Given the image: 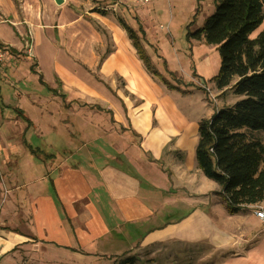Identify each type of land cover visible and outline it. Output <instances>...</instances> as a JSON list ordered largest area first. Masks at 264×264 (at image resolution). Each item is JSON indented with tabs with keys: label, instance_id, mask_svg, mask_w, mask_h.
<instances>
[{
	"label": "crops",
	"instance_id": "crops-1",
	"mask_svg": "<svg viewBox=\"0 0 264 264\" xmlns=\"http://www.w3.org/2000/svg\"><path fill=\"white\" fill-rule=\"evenodd\" d=\"M159 1L128 11L145 25ZM92 16L110 33L105 54L91 42L74 43L85 37L82 26L103 45L83 16H51L41 0H0V42L9 51L0 72V264H89L135 247L172 254L207 247L203 260L213 257L207 264H264V220L251 205L231 212L195 156L199 122L214 113L193 83L215 86L217 46L182 41L175 54L188 73L176 76L189 87L170 89L147 71L119 18L134 29L137 22ZM33 46L51 54L50 75ZM146 50L153 64L160 61L150 45ZM33 64L44 86L63 97L55 102L59 116L51 112L37 123L45 126L41 134L3 98L2 85L23 83L20 65L33 75ZM14 92L39 104L30 89Z\"/></svg>",
	"mask_w": 264,
	"mask_h": 264
},
{
	"label": "trees",
	"instance_id": "trees-1",
	"mask_svg": "<svg viewBox=\"0 0 264 264\" xmlns=\"http://www.w3.org/2000/svg\"><path fill=\"white\" fill-rule=\"evenodd\" d=\"M136 20L134 29L119 18L147 71L164 79L147 53L146 31ZM263 24L264 0H216L215 11L202 28L189 30L186 35L188 40H203L217 46L221 63L212 81L218 90L231 89L242 96L237 102L217 108L212 118L200 120L195 152L198 167L221 186L220 193L231 212L264 202V142L241 130H264ZM98 28L105 33L100 25ZM35 66H31V71L39 75L44 85ZM164 82L177 88L167 80ZM20 117L30 122L22 113ZM137 261L130 255L118 264Z\"/></svg>",
	"mask_w": 264,
	"mask_h": 264
},
{
	"label": "rangeland",
	"instance_id": "rangeland-1",
	"mask_svg": "<svg viewBox=\"0 0 264 264\" xmlns=\"http://www.w3.org/2000/svg\"><path fill=\"white\" fill-rule=\"evenodd\" d=\"M41 2L44 5V10L47 11V13L51 16L52 14H54L60 16L63 19H65L66 16L71 17L72 15L78 17H80V15L83 16L84 20H86L87 22L85 23V25L91 32H93V34H95L96 30V32L101 37V42L103 45L100 46L98 44V42H100L98 41V38L92 37L91 34H89V31L87 32V29H83L82 26L78 29V31H80L79 33L82 32L85 37L74 38V43L88 42L87 45H89V42H91L96 46L97 50L101 51V54L107 53V51H109L110 49V33H104L99 30V24L96 22L94 23L91 20V17H94L92 15H95V13H106L107 16L109 15L114 18L116 17V19L118 17H123L124 19L127 18L130 23L135 25L137 21L135 22L134 19H132L135 17L132 12L128 11L129 5H132L135 8L140 4L137 0H69V2H66V4L64 3L62 5L56 3L55 0H41ZM197 3H199V0H160L156 11H152L150 16L148 17L149 20H146L145 25H143V28H148V33L152 34L151 38H147V36H145L146 42L149 43V45L152 47V51L157 53L160 57L159 62H161V66L158 67L159 62L155 63L154 66L162 74L167 72V74H164V79H166L167 82L169 81L172 85H175L177 88H180L181 85H185L184 87L189 86L188 83L183 81V79L181 80L182 75L184 76V74L188 73V68H186L185 65H181L179 57H177V55L175 54V49L178 50L179 46L183 45L182 41H187L186 35L189 30L202 28L206 19L209 18L211 14H213L216 7V0H202L200 1L201 5H199L200 10L197 11ZM152 5L150 4L149 7H151ZM123 7H126L127 11L124 10ZM262 26L264 27V24ZM45 47L47 46L45 45ZM182 48L183 46L181 47V50ZM33 49L34 46L32 47V50ZM45 49L46 50H41L39 52L34 49V55L42 61V70L47 75H50L49 71H51L52 68L49 58L51 54L48 53L47 48ZM84 50L87 53L91 50V47H84ZM216 53L218 54L221 63V56L219 55L218 51ZM179 54H181V52ZM79 63V61H76L77 66L79 65ZM80 65L81 68L85 66L83 64ZM26 71L27 70L25 66L20 65L18 73L20 75L26 76L25 78H27L23 83L16 82L14 86L8 83H4V85H2L5 94L3 98L6 99L9 104H13L16 106L19 105V107L23 109L24 114L27 115L29 120L32 121L31 123L34 124L30 125V127H34V132L38 134L46 133L43 129L45 128V126H40L37 123L41 122V120H43V117H45L44 119H47L49 116H51V112L59 116L60 109L56 106L55 102H59L63 97H61L59 94L55 95L56 93L54 92L56 91L53 92L54 94L51 93L47 88L48 86H44L39 81V75H36L35 73V75H30L29 72L26 73ZM177 72H179L181 77H179V75H174ZM160 79L162 82L166 81L163 78ZM195 80L196 83H193V85L196 84L202 87L205 97L210 101L208 102L207 100H205L213 110L212 113H214L217 108L226 106L227 102H229L230 100L234 99V102H237L242 97L241 95H236L231 89H228L219 94L218 89L214 85L209 86L198 78ZM165 86L166 88L174 89L167 83H165ZM23 87L24 89H30V95L34 100L36 98L39 104H36L35 106L33 103H31L32 101L30 102L29 95L16 96L14 90L16 88L23 89ZM203 92L201 90H198V88L195 91L196 96L199 95L201 97V93ZM43 97H46L47 99L42 101ZM178 99H180L181 101L183 100L182 98ZM187 102L191 107V103L189 102V100H187ZM188 104L185 103L186 106H188ZM0 105L2 104L0 103ZM23 122L26 126L27 124L29 125V121L26 120ZM241 130L251 132L253 137H257L264 142V130L249 131L246 127H243ZM28 133L30 134L31 132L28 131ZM91 146L93 147L94 144ZM91 154L92 156H94L93 150L91 151ZM85 168H88L87 164H85ZM163 220L165 219L161 217L157 221L158 223H161ZM183 248L185 249L184 251L176 250V248H174L172 254V252L167 253L168 251H160V249L158 251L155 248L149 249V247H135L133 249L136 250L130 249V251L112 257H94L90 260L89 264H118L120 260H123L125 259V257H128L130 255H134L136 258H138L136 264H207V261L213 259V257H208L206 258V262L203 260L204 255L207 257V255L210 253L207 247L201 250H198L197 247ZM153 250H157V252L151 253V251Z\"/></svg>",
	"mask_w": 264,
	"mask_h": 264
},
{
	"label": "built area",
	"instance_id": "built-area-1",
	"mask_svg": "<svg viewBox=\"0 0 264 264\" xmlns=\"http://www.w3.org/2000/svg\"><path fill=\"white\" fill-rule=\"evenodd\" d=\"M142 5H147L152 2V0H137ZM9 55V51L7 47H5L0 42V72L2 70V67L6 64V59ZM252 210L255 212V214L259 217H261L264 220V206L261 204L252 205Z\"/></svg>",
	"mask_w": 264,
	"mask_h": 264
},
{
	"label": "water",
	"instance_id": "water-1",
	"mask_svg": "<svg viewBox=\"0 0 264 264\" xmlns=\"http://www.w3.org/2000/svg\"><path fill=\"white\" fill-rule=\"evenodd\" d=\"M64 1H65V0H55V2L58 3L59 5L64 4V3H65Z\"/></svg>",
	"mask_w": 264,
	"mask_h": 264
}]
</instances>
